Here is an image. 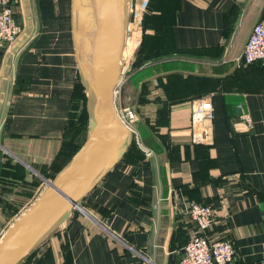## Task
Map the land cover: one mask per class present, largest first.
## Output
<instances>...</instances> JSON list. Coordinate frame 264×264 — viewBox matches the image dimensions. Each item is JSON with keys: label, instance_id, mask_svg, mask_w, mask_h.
I'll return each instance as SVG.
<instances>
[{"label": "crops", "instance_id": "obj_1", "mask_svg": "<svg viewBox=\"0 0 264 264\" xmlns=\"http://www.w3.org/2000/svg\"><path fill=\"white\" fill-rule=\"evenodd\" d=\"M13 10L21 29L0 49V145L51 179L68 162L56 154L77 75L70 0H16ZM258 21L264 22V0L179 1L170 27L173 52L136 82L137 126L151 154L127 147L79 200L96 222L72 210L21 264H178L199 231L171 189L211 206L205 234L231 243L226 264H264V64L239 65ZM203 97L212 106L210 144L190 138L189 103ZM4 155L22 166L24 179L33 174L42 181L0 148V162ZM30 190V199L16 193L19 213L39 192Z\"/></svg>", "mask_w": 264, "mask_h": 264}, {"label": "water", "instance_id": "obj_2", "mask_svg": "<svg viewBox=\"0 0 264 264\" xmlns=\"http://www.w3.org/2000/svg\"><path fill=\"white\" fill-rule=\"evenodd\" d=\"M128 0H70V33L77 75L87 98L83 143L51 179L13 158L45 186L0 236V264H17L74 209L90 220L79 200L124 154L131 136L115 109L121 72Z\"/></svg>", "mask_w": 264, "mask_h": 264}, {"label": "built area", "instance_id": "obj_3", "mask_svg": "<svg viewBox=\"0 0 264 264\" xmlns=\"http://www.w3.org/2000/svg\"><path fill=\"white\" fill-rule=\"evenodd\" d=\"M16 0H0V49L12 43L20 33V25L15 20L13 6ZM253 62L264 64V22H255L244 42L239 65ZM120 82V80H119ZM117 87L114 93L116 96ZM190 138L192 142L210 144V121L212 106L209 98H195L189 103ZM117 116L131 136V141L138 146L145 156L151 151L141 143L135 127L136 114L128 106L115 107ZM240 119L249 124L247 114L240 115ZM169 195L177 198L181 203L182 212L196 225L199 233L192 235L182 247V254L178 264H226L233 257V248L227 240L210 241L205 231L213 221L211 206L188 201L177 196L171 189Z\"/></svg>", "mask_w": 264, "mask_h": 264}, {"label": "trees", "instance_id": "obj_4", "mask_svg": "<svg viewBox=\"0 0 264 264\" xmlns=\"http://www.w3.org/2000/svg\"><path fill=\"white\" fill-rule=\"evenodd\" d=\"M179 1L180 0H147L145 9L143 11L144 13L141 17L140 25L143 31L145 28L149 27L152 29L153 33H143L142 35L143 40L139 43L141 51L139 50L140 59L138 60L140 63L144 62L148 55H167L173 52L170 42V27L173 23V15L175 10L178 8ZM149 39H155L158 44L155 48H153L149 43L148 47L143 49V47L147 46ZM133 110L138 117L137 119L140 120L137 112L138 107H135ZM72 118L75 119L71 121ZM143 124H145V121ZM86 125L87 116L85 112V95L76 75L72 89L70 112L68 114L64 129V139L61 141L56 157L61 156L62 158H65L66 161L71 158V156L80 147V142L82 141V137L86 131ZM137 129H139L138 126ZM138 132L141 135L139 130ZM133 143L134 142L131 141L128 148L134 145ZM127 149L122 155V158L125 156ZM22 169V166L12 161V159L8 156L4 155L0 162V211H7L6 213L8 214H12L13 212L17 211L18 204L8 202L6 200L7 196L13 192L15 194L23 193L27 199H30L29 195L32 193L30 188H32L37 183H40L38 178L34 176L29 180L24 179ZM37 170L46 178H50V176L52 177V175L48 176L46 174V170L43 169V167H40ZM16 189H18V192ZM82 198L80 199V202ZM188 220L190 219L188 218ZM57 230L58 229L55 228L51 234ZM44 240L40 242L33 250H31L25 257H23L17 264H21L22 262L26 261L32 251L39 249L43 245Z\"/></svg>", "mask_w": 264, "mask_h": 264}, {"label": "rangeland", "instance_id": "obj_5", "mask_svg": "<svg viewBox=\"0 0 264 264\" xmlns=\"http://www.w3.org/2000/svg\"><path fill=\"white\" fill-rule=\"evenodd\" d=\"M146 2L147 0H128L127 21H126L124 44H123L120 82L117 86L116 97H115L118 107L128 106L132 109L137 107V104L140 103V100H139V88L136 87V82L145 75H148L150 73H155L156 70H158L159 68L158 66L160 64V63L158 64L156 60L169 55V54L153 55V56L148 55L144 60V62L141 61L142 63H140L138 60L140 59V51H141L139 47V43L140 41L143 40L142 39L143 33H149V34L153 33L152 29L149 27L145 28L143 31L140 25L141 17L142 14L144 13L143 11L145 9ZM149 43L153 48H155L156 45L158 44L155 39H149L147 46L143 47V49H146ZM147 62H151L152 65L143 67ZM85 112H86V107H85ZM137 118L138 117L136 116L135 127L138 132ZM73 119L75 118H72L71 121H73ZM30 176L36 177L33 174ZM38 180L40 183L34 185V189L36 191L38 190L40 191L45 186V184L40 179ZM16 191L18 192V189H16ZM38 193L39 192H37V194ZM6 200L10 203L20 204V201L22 199L13 192L7 196ZM6 212L7 211H0V231L3 229V226L6 225L5 224L6 221L9 220L12 222V220L19 213V211H15L12 214H8Z\"/></svg>", "mask_w": 264, "mask_h": 264}, {"label": "bare ground", "instance_id": "obj_6", "mask_svg": "<svg viewBox=\"0 0 264 264\" xmlns=\"http://www.w3.org/2000/svg\"><path fill=\"white\" fill-rule=\"evenodd\" d=\"M122 56H123V49H122V52H121V58H122Z\"/></svg>", "mask_w": 264, "mask_h": 264}]
</instances>
